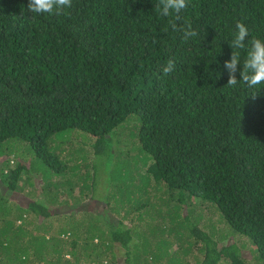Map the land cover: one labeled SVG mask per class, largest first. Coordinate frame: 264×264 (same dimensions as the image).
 I'll use <instances>...</instances> for the list:
<instances>
[{
	"label": "trees",
	"instance_id": "1",
	"mask_svg": "<svg viewBox=\"0 0 264 264\" xmlns=\"http://www.w3.org/2000/svg\"><path fill=\"white\" fill-rule=\"evenodd\" d=\"M28 3L0 0V264H178L193 245L196 264H264V87H229L224 66L238 20L241 62L264 41V0H188L179 20L158 0H72L62 15ZM169 21L199 35L184 41ZM105 150L123 193L82 206ZM38 173L39 196L23 195ZM204 208L248 238L249 256L197 227ZM115 210L130 224L108 220ZM153 210L171 224L140 221Z\"/></svg>",
	"mask_w": 264,
	"mask_h": 264
},
{
	"label": "rangeland",
	"instance_id": "2",
	"mask_svg": "<svg viewBox=\"0 0 264 264\" xmlns=\"http://www.w3.org/2000/svg\"><path fill=\"white\" fill-rule=\"evenodd\" d=\"M133 123V119H130L129 123H125L123 125V127H119L122 130V134L127 133V131L130 129V127L132 126ZM77 141L81 139H84V137L80 134H77L76 136ZM88 140V139H87ZM81 145V143H78ZM82 147H84V151H88L89 147L85 146V145H81ZM105 148H107L106 144H99L97 145V147L95 148V150H100L103 151ZM99 152V151H98ZM113 155L110 156L107 151L105 150V152H101L98 153V161H97V166L94 168L97 169L96 171H94V173H92L90 175V182L92 184V188L89 192L90 196L87 197H83V202H82V206L83 205H87V204H91V205H97L100 202H105L106 198H109L108 200L110 202H112L113 204L118 202L119 198L117 195L118 193H123V191H121V189H118V193H115V189L111 188L110 185V170L113 166V159H112ZM150 157V156H149ZM119 158V162H120V158ZM151 161V158H150ZM123 161H121L122 163ZM125 162V161H124ZM88 168H91L88 167ZM107 171V173H106ZM39 173L36 175V177H30V179L26 182V184L24 185L23 190H21L20 192L30 198H36L39 196V193L37 195V191L34 189V185H38L40 184V179L37 178ZM120 178V177H119ZM132 178V177H131ZM144 178V176L142 177V179ZM73 181L76 182V177H72ZM127 179V182H129L128 180H130V178H124L122 180ZM114 186V185H112ZM36 187V186H35ZM159 192H157L154 195V198H152L151 194L148 192L147 193V198L151 199V203L154 204V206H162L165 207V209L169 208L170 206L173 205V202H165L164 200H162L159 197ZM161 194H165V191H163ZM91 197V198H90ZM87 198V199H86ZM86 199V200H85ZM154 199V200H153ZM153 201V202H152ZM81 201L79 202L80 205ZM119 205V204H118ZM153 206V205H152ZM136 212V211H134ZM145 214V213H144ZM122 211L120 212H116L115 211H111V213L108 214V220H113V219H122L126 224H130V220L128 218H124ZM133 217L135 216V213L130 214ZM196 215V212H194L191 215V221H194V217ZM144 218H142L140 221H145V222H149L154 224L158 219L160 221H162L163 223H166V225H170L171 221L168 217H161L155 210H153V213H150L149 215H143ZM202 217H207V220L205 223H203L202 219L199 222V224L197 225V227L201 230H204L208 233L211 234V236L217 240L219 243H221V241H224L226 239H231L237 242L239 248L243 251V254L245 256H249L250 250H251V246H250V242L248 240L247 237L241 235L240 233L237 232H231V228L227 225V223H225L217 214V212L210 210L208 208H204L203 209V216ZM175 234V231H173V236ZM154 236H159L158 234L154 233ZM172 236V239L175 241V237ZM114 251L116 253H120V255L124 253V249L123 248H117L114 247ZM172 250V248H171ZM202 254L199 253L198 249L193 246L190 247L189 251L187 253H180V257H178V260L181 259L180 263L178 264H186V259L187 261L193 262L194 264L197 263V261L199 259H201ZM175 260V259H174ZM163 261V258L162 260ZM222 261V260H221ZM226 260L224 259V262ZM122 261H120L118 264H122ZM171 263H176V261H171ZM170 264V263H169Z\"/></svg>",
	"mask_w": 264,
	"mask_h": 264
},
{
	"label": "clouds",
	"instance_id": "3",
	"mask_svg": "<svg viewBox=\"0 0 264 264\" xmlns=\"http://www.w3.org/2000/svg\"><path fill=\"white\" fill-rule=\"evenodd\" d=\"M72 7V0H29L28 10L31 13L49 15L65 14V9ZM188 7V0H158L156 8L161 16L169 17L175 13L176 20L180 19V13ZM173 31L182 33V40L188 41L195 38L199 33L192 27L190 23H185L182 27H178L177 23L169 21ZM236 31L234 38L230 43L232 49L231 58L224 62V66L228 69L227 85L236 87L240 81L250 89H256L252 94L253 98L258 90L264 87V41L253 37L248 48L246 58L241 62L239 49L245 48V40L249 36V29L241 22L237 21L235 25ZM239 68V79L236 76ZM175 62L169 58L167 64L162 71L168 74L173 71Z\"/></svg>",
	"mask_w": 264,
	"mask_h": 264
}]
</instances>
